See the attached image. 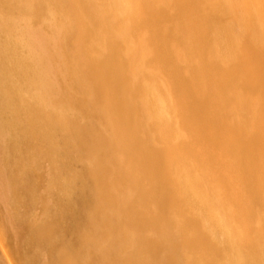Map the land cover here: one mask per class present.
<instances>
[{"label": "bare ground", "instance_id": "bare-ground-1", "mask_svg": "<svg viewBox=\"0 0 264 264\" xmlns=\"http://www.w3.org/2000/svg\"><path fill=\"white\" fill-rule=\"evenodd\" d=\"M245 1L264 18V0ZM223 8L0 0L1 163L13 202H37L43 157L48 191L65 200L32 224L14 210L29 263L264 264V25L253 7ZM34 24L51 34L52 74L30 44ZM224 37L238 49H210Z\"/></svg>", "mask_w": 264, "mask_h": 264}, {"label": "rangeland", "instance_id": "rangeland-1", "mask_svg": "<svg viewBox=\"0 0 264 264\" xmlns=\"http://www.w3.org/2000/svg\"><path fill=\"white\" fill-rule=\"evenodd\" d=\"M134 1L137 3V0H134ZM219 2H220V5H223L224 10L229 9V6H230V10L232 7L234 9H237V11H239V12H247V11H251L254 8L253 10L254 11L256 10L255 13H258V15L260 13V9H259L260 7L257 4H250L245 0H237V1L236 0H219ZM134 5L135 4L133 3V6ZM174 6H176V8H178V9L182 8L180 6V4H177L176 2H175V4H173V7ZM138 8H139L138 13H140V14L144 13L147 10L146 7H144L142 4L138 5ZM254 11H253V13H254ZM227 14H228V12H227ZM259 18L264 19L263 15H262V17H260V15H259ZM259 18L257 20L259 22V23L257 22L258 25H264L263 24L264 21L262 23L261 22L262 20H260ZM223 21L228 23L229 25H232L235 20L226 16L225 19H223ZM230 21L232 22V24L229 23ZM246 21L248 22L249 20H246ZM28 32H29L30 44L31 45L33 44L35 49L37 47V49L35 50L36 53H34V54L36 56L38 55L42 58L43 65H45V64L48 65V66L44 67V70L47 73L52 74V72H51V70L53 68L52 64H50V61L47 60L48 59V50H50V45L52 43V37L50 39L51 34L46 35L47 32L43 31L38 24H34V26L31 27L28 30ZM225 38L226 37H224V39H223L224 44L222 46L217 44V43L214 46L209 45L208 43L212 42V40H210V39L207 41L208 42L207 44L210 46V49L219 48V49L225 50L228 47H230V49H235L237 47V49H238V46L236 44L231 43L232 44L231 45L230 42H228L229 39H225ZM227 38H229V37H227ZM49 40H50V43H49ZM228 49H226V50H228ZM155 50H156L155 53H157L161 56L160 59H162V61L165 62V64L167 66H172L171 63H167V61H165V59H163V57H165V56L162 55V53L160 51H157L156 48H155ZM213 56H214V52L212 51L211 57H213ZM241 57H242V61H245V58L243 56H241ZM44 59H45V62H44ZM250 74H252V73H250ZM252 75H254L252 77H254L255 80H257L256 74H252ZM165 83L168 84V80H166ZM173 102H177V101L175 100ZM4 148H5V133L2 130H0V264H31V263H29V261L27 259L34 256V249H33L34 247L32 245L28 244L27 239H26L27 235L25 234L24 230L21 229L22 226L19 223V221L13 216L14 210L15 209H18L20 211L22 210L23 211L22 214L24 213L25 219L30 224H32L35 222L37 223V222L46 220L48 218V215H49V213H46L48 210L52 209L51 212H53V209H58L60 211L65 204V200L61 196H59L57 193H51L50 190L48 191L47 186H48L50 179L53 175L51 173L52 170H51V166H50V162H49L50 160L48 158H46L48 160V163L44 162L46 159H43L44 158L43 157V158L39 159V169L38 170L40 172L39 173L40 178L37 179V190L35 193L37 202L32 204V206H30V207H24L21 205L20 206L16 205L13 202L12 191H11V188H10L9 183H8V177L6 174V170L3 167V164L1 163V158L4 155V152H3ZM47 175H48V177H47ZM241 195H242V193H241ZM49 196H50V198H49ZM72 200H74V198H71L68 201H72ZM72 203H75V201ZM231 204H234V203L231 202ZM253 225H255V224H253ZM27 257H29V258H27ZM45 258H46L45 254L41 255L39 257L38 262L36 261V264L37 263L38 264H45Z\"/></svg>", "mask_w": 264, "mask_h": 264}]
</instances>
